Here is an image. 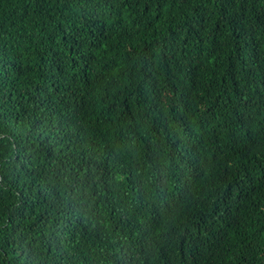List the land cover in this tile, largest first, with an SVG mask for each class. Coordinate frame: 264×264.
I'll return each instance as SVG.
<instances>
[{"label": "trees", "instance_id": "1", "mask_svg": "<svg viewBox=\"0 0 264 264\" xmlns=\"http://www.w3.org/2000/svg\"><path fill=\"white\" fill-rule=\"evenodd\" d=\"M0 264H264V0H0Z\"/></svg>", "mask_w": 264, "mask_h": 264}]
</instances>
